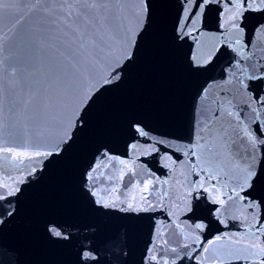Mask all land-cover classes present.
<instances>
[{
	"label": "snow or ice",
	"instance_id": "6c2138e0",
	"mask_svg": "<svg viewBox=\"0 0 264 264\" xmlns=\"http://www.w3.org/2000/svg\"><path fill=\"white\" fill-rule=\"evenodd\" d=\"M156 6V0H0V228L14 217L27 178L42 174L88 133L93 107L129 75L141 56ZM212 6L217 8V32L205 30ZM253 17L254 31L262 39L247 51L245 36ZM181 18L184 22L177 23L172 39L194 41L195 51L187 57L191 72L208 71L217 54H224L221 46L235 54L236 71L225 85L231 86L227 91L233 98H243L255 127L241 119L231 99L217 96L203 106L194 142L180 146L167 136L155 140L185 157L177 164L172 155H165L174 176L183 178L179 197H170L168 189L161 194L159 186L169 181L153 178L138 181L122 199L125 170H135L127 160L108 155L107 149L101 155L108 163L97 162L83 172V194L93 213L114 215L149 212L156 205L148 196L155 192L161 201L173 200L176 211L170 215L179 212L191 218L201 211L195 194L209 193L220 206L216 214L223 215L230 206L240 213L245 230L216 235L201 246L196 230H203V223L188 232L177 224L182 247L188 248L189 241L201 247L203 255L195 256L199 264H264V195L255 199L264 192V0H182ZM199 95L209 100L207 89ZM129 124L138 136L149 135L136 117H130ZM155 144L142 154L158 152ZM131 148L135 152L138 145ZM113 162L123 167L115 170ZM45 232L59 242L73 235L55 220L45 225ZM168 251L175 258L153 253L148 260L176 264L177 248ZM78 254L79 264H100L90 242H81Z\"/></svg>",
	"mask_w": 264,
	"mask_h": 264
},
{
	"label": "water",
	"instance_id": "95a60500",
	"mask_svg": "<svg viewBox=\"0 0 264 264\" xmlns=\"http://www.w3.org/2000/svg\"><path fill=\"white\" fill-rule=\"evenodd\" d=\"M156 4L154 21L138 62L124 81L105 92L93 107L88 133L63 158L54 160L42 174L28 177L21 186L24 192L17 202L16 213L0 228V264L5 261V253L7 264H79L81 242H90L97 248L100 264H156L148 256L155 253L173 259L174 253L165 252L172 247L180 253L176 264H199L195 256L203 255L201 247L189 241V247L183 248L185 242L177 224L185 225L188 232L194 230L195 223H203L205 228L196 230L201 246L216 235L245 230L238 211L228 206L227 212L217 215L215 209L220 206L214 205L211 194L203 191L195 194L199 197L195 203L201 211L191 218L179 212L170 215L176 211L173 200L161 201L155 192L148 196L156 205L149 212L100 215L88 207L82 191L83 172L97 162L108 163L101 155L105 149L108 155L127 160L135 170H125L120 184L122 199L124 193L133 191L138 181L153 178L169 181V185L159 186L161 194L168 189L170 197H179L184 181L178 174L174 176L165 155H172L177 164L185 157L182 151L155 144L156 139L167 136L180 146L194 142V133L202 127V108L217 96L231 99L241 119L255 127L248 120L250 108L243 103V98H233L227 91L231 86L225 85L236 71L235 54L221 46L224 54H217L208 71L191 72L187 57L195 51L194 41L191 37L182 43L172 39L177 23L184 22L182 0H156ZM206 23L205 30L218 31L216 6L207 11ZM256 23L257 18L253 17L245 36V43L249 44L247 51H252L262 39L254 31ZM203 89L208 90V101L200 98ZM133 116L142 122L148 136H138L132 129L129 118ZM133 143L138 145L135 152L131 148ZM153 144L159 151L143 155L142 150ZM122 167L112 163L115 170ZM190 178L198 181V177ZM261 195L264 192L257 193L255 199ZM238 207L243 210V205ZM251 211L248 209V213ZM53 220L64 224L73 234L69 241L59 242L48 237L45 225ZM163 240L168 243L163 244ZM192 248L196 251L191 252Z\"/></svg>",
	"mask_w": 264,
	"mask_h": 264
}]
</instances>
